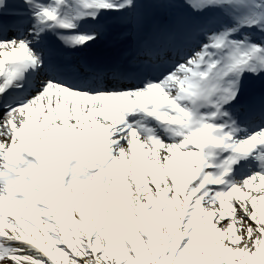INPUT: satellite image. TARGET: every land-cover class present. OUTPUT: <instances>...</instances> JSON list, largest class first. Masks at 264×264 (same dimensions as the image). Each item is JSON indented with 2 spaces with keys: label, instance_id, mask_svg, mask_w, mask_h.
I'll return each instance as SVG.
<instances>
[{
  "label": "snow or ice",
  "instance_id": "1",
  "mask_svg": "<svg viewBox=\"0 0 264 264\" xmlns=\"http://www.w3.org/2000/svg\"><path fill=\"white\" fill-rule=\"evenodd\" d=\"M0 264H264V0H0Z\"/></svg>",
  "mask_w": 264,
  "mask_h": 264
}]
</instances>
